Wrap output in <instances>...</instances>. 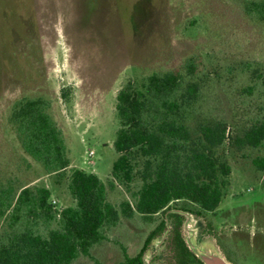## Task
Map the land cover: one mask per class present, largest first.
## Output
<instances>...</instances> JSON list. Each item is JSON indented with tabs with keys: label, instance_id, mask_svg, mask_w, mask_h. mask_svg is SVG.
I'll use <instances>...</instances> for the list:
<instances>
[{
	"label": "rangeland",
	"instance_id": "rangeland-1",
	"mask_svg": "<svg viewBox=\"0 0 264 264\" xmlns=\"http://www.w3.org/2000/svg\"><path fill=\"white\" fill-rule=\"evenodd\" d=\"M190 58L201 84L193 126L222 120L234 137L264 121V20L246 12L245 0H0V189L46 186L58 208L75 203L68 178L48 173L24 150L11 118L21 100L43 98L65 135L67 174L95 172L116 206L130 199L110 183L119 156L118 92L154 72H185ZM220 153L231 166L224 198L214 212L185 214L184 238L196 255L264 264V169L254 163L264 148L227 145ZM163 218L123 217L92 257L72 264H118L123 247L136 255ZM6 229L0 218V234ZM169 237L153 241L146 264H176Z\"/></svg>",
	"mask_w": 264,
	"mask_h": 264
},
{
	"label": "trees",
	"instance_id": "trees-1",
	"mask_svg": "<svg viewBox=\"0 0 264 264\" xmlns=\"http://www.w3.org/2000/svg\"><path fill=\"white\" fill-rule=\"evenodd\" d=\"M245 10L264 20V0H245ZM197 71L198 64L190 58L185 72H154L140 82L129 81L118 92L114 147L119 156L110 183L124 186L130 195L119 206L108 199L107 184L95 172L75 168L67 174L68 147L49 102H18L11 118L22 147L48 173L68 178L75 203L58 208L46 186H24L17 194L12 187L1 188L0 218L7 219L8 229L0 234V264H72L82 255L92 257L94 247L108 239L107 230L123 217L152 222L171 204L199 216L216 211L231 174L221 150L227 145L264 148V121L234 137L222 120L193 126L192 108L201 95ZM254 163L264 169V156ZM176 216L182 221L183 215ZM164 224L162 220L148 234L136 255L123 247L124 259L118 264H145L146 245Z\"/></svg>",
	"mask_w": 264,
	"mask_h": 264
},
{
	"label": "flooded vegetation",
	"instance_id": "flooded-vegetation-1",
	"mask_svg": "<svg viewBox=\"0 0 264 264\" xmlns=\"http://www.w3.org/2000/svg\"><path fill=\"white\" fill-rule=\"evenodd\" d=\"M178 213H180L179 210L174 208L173 205L164 211V214H168V219H166V218L162 219L165 221L164 226L155 233V235L151 238L150 242L146 245L145 251L143 253L144 263H145L144 255L147 252V250L149 249L150 245L153 243L154 240L158 239L165 232H167V233H170L169 239H170V244H171V247L173 250V257H174L176 264H205V262L198 255H196L190 249L189 245L187 244V242L184 238L183 232H182V226L184 223V215L180 213L181 216L183 215L182 221H180V220H178V218L176 216ZM161 221L158 223L157 226L153 227L150 230V232L152 230L158 229L160 224H161ZM169 221H171V224H172L171 230H170V227L168 224ZM148 234H147V236H148ZM147 236L145 237V239L147 238ZM180 237H182V239L184 240L189 251H185V248H184V246L180 240ZM144 242H145V240H144ZM143 245H144V243H143ZM143 245H142V247H143Z\"/></svg>",
	"mask_w": 264,
	"mask_h": 264
},
{
	"label": "water",
	"instance_id": "water-1",
	"mask_svg": "<svg viewBox=\"0 0 264 264\" xmlns=\"http://www.w3.org/2000/svg\"><path fill=\"white\" fill-rule=\"evenodd\" d=\"M179 212L183 215L188 214L189 216H192L193 213L189 211H183L179 210ZM205 264H232L229 259H227L223 254L221 253H201L198 255Z\"/></svg>",
	"mask_w": 264,
	"mask_h": 264
},
{
	"label": "built area",
	"instance_id": "built-area-1",
	"mask_svg": "<svg viewBox=\"0 0 264 264\" xmlns=\"http://www.w3.org/2000/svg\"><path fill=\"white\" fill-rule=\"evenodd\" d=\"M94 154V151H89V156H92Z\"/></svg>",
	"mask_w": 264,
	"mask_h": 264
}]
</instances>
